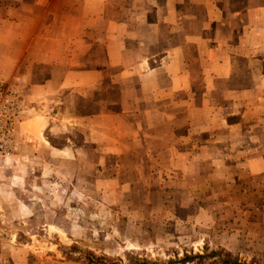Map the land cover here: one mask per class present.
<instances>
[{
    "label": "crops",
    "instance_id": "crops-1",
    "mask_svg": "<svg viewBox=\"0 0 264 264\" xmlns=\"http://www.w3.org/2000/svg\"><path fill=\"white\" fill-rule=\"evenodd\" d=\"M16 79L20 127L64 137L19 136L51 149V177L83 184L93 166L114 193L175 186L231 224L230 252L247 239L264 254V0H0V80ZM37 145L0 156V264H25L7 244L22 186L4 163L36 173Z\"/></svg>",
    "mask_w": 264,
    "mask_h": 264
},
{
    "label": "rangeland",
    "instance_id": "rangeland-1",
    "mask_svg": "<svg viewBox=\"0 0 264 264\" xmlns=\"http://www.w3.org/2000/svg\"><path fill=\"white\" fill-rule=\"evenodd\" d=\"M0 81L18 92L22 102L13 129L12 154L15 151L32 155L37 142H30L24 149L19 136L39 137L40 129L52 146L61 147L64 137L50 135L44 120L37 128L31 127V123L20 127L29 120L26 115L31 108L28 95L19 87L22 80ZM17 145L19 152L15 150ZM43 146L37 145V151L42 153L35 160L36 173L30 169L29 159L15 163L17 170L13 164L4 163L11 166L12 180V173L17 172L20 177L16 185L22 186L20 204L12 212L16 237L7 239L12 241L7 244L19 249L25 264H221L226 253L246 264H264V254L254 251L247 239L246 250L230 252L218 237L221 231L230 232L231 224L206 222L204 210L199 211V206L189 202L184 204L187 192L175 186H165V192L155 187L149 192L143 186L127 191L122 186L121 192L114 193L110 186H93L98 178L93 174V166H86L83 184L77 185L72 177H51L45 157L51 149ZM216 210L219 215L222 213L220 207ZM212 252L222 255L212 259ZM186 255L209 258L202 263L197 259L183 263Z\"/></svg>",
    "mask_w": 264,
    "mask_h": 264
},
{
    "label": "built area",
    "instance_id": "built-area-1",
    "mask_svg": "<svg viewBox=\"0 0 264 264\" xmlns=\"http://www.w3.org/2000/svg\"><path fill=\"white\" fill-rule=\"evenodd\" d=\"M19 93L0 81V155L9 156L13 152V129L20 117L22 102Z\"/></svg>",
    "mask_w": 264,
    "mask_h": 264
},
{
    "label": "trees",
    "instance_id": "trees-1",
    "mask_svg": "<svg viewBox=\"0 0 264 264\" xmlns=\"http://www.w3.org/2000/svg\"><path fill=\"white\" fill-rule=\"evenodd\" d=\"M222 253L220 252H212L210 254V258L212 259H217V257H221ZM225 256V259L223 260H220V263L221 264H246V263H243L241 262L239 259L237 258H233L231 255L229 254H224ZM207 258H209L208 255H197V256H188L186 255L182 262L183 263H188V262H194L195 259H197L198 261H200L201 263L204 262ZM99 259V258H98Z\"/></svg>",
    "mask_w": 264,
    "mask_h": 264
}]
</instances>
